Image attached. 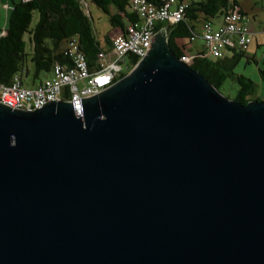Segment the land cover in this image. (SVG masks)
<instances>
[{
	"label": "water",
	"instance_id": "obj_1",
	"mask_svg": "<svg viewBox=\"0 0 264 264\" xmlns=\"http://www.w3.org/2000/svg\"><path fill=\"white\" fill-rule=\"evenodd\" d=\"M0 264H264V100L223 96L162 30L97 96L0 103Z\"/></svg>",
	"mask_w": 264,
	"mask_h": 264
},
{
	"label": "trees",
	"instance_id": "obj_2",
	"mask_svg": "<svg viewBox=\"0 0 264 264\" xmlns=\"http://www.w3.org/2000/svg\"><path fill=\"white\" fill-rule=\"evenodd\" d=\"M87 0H0V6L10 4L14 10H8L6 27L0 28V85L9 86L13 77L22 73L24 78L31 77V84H36L40 73H50L54 64L68 63L63 54L62 43L77 38L80 50L85 54L90 65L95 62L98 52L102 49L95 39L91 24L86 15L84 4ZM99 7L110 18L113 28L122 32L126 27L138 20V15L130 10L131 0H88ZM159 4V0H148ZM233 4L234 0H189L184 21L168 25L158 24L156 33L166 30L170 47L177 58L188 53V43L194 38L192 22L204 18L210 21L223 13ZM38 19L34 25V18ZM125 22L127 26H125ZM256 61L246 52H234L231 56L211 60L205 57V51L198 52L190 67L206 78L219 91L227 80L239 87L235 102L244 106L257 100L256 84L244 75L236 73L242 61ZM182 60V59H181ZM138 60L133 59L136 65ZM122 75L118 80L124 78ZM259 77L264 84V67L259 68ZM28 82L27 80H25Z\"/></svg>",
	"mask_w": 264,
	"mask_h": 264
},
{
	"label": "built area",
	"instance_id": "obj_3",
	"mask_svg": "<svg viewBox=\"0 0 264 264\" xmlns=\"http://www.w3.org/2000/svg\"><path fill=\"white\" fill-rule=\"evenodd\" d=\"M28 1V0H19ZM189 2L181 0H159L154 4L148 0H131L130 10L138 20L129 24L125 31L110 36L109 50L98 52L90 65L80 50L77 38L65 41L62 51L68 63L54 64L52 78L29 88L22 73L16 74L9 86L0 85V103L28 113L43 109L50 103H77L99 95L111 88L118 79L134 68L152 47L158 24H178L185 20ZM6 11L14 10L10 4ZM244 12L239 4H233L222 15V24L217 28L211 21L201 25L205 57L211 60L231 56L234 52H246L253 39V32L242 20ZM196 54L186 53L182 62L192 64ZM136 58L138 63L133 64ZM127 75V74H126ZM28 81V80H27Z\"/></svg>",
	"mask_w": 264,
	"mask_h": 264
},
{
	"label": "rangeland",
	"instance_id": "obj_4",
	"mask_svg": "<svg viewBox=\"0 0 264 264\" xmlns=\"http://www.w3.org/2000/svg\"><path fill=\"white\" fill-rule=\"evenodd\" d=\"M244 4L245 11L247 12V19H252V22L256 28L264 26V0H240ZM6 2V0H5ZM87 3L84 4V8L86 11V15L89 19V22L92 27L93 35L96 40L100 42V45L103 50H109L110 46L107 43V38L109 33L112 31L113 27L111 25L110 18L107 14H105L99 7L94 4H91L88 0ZM10 4H12V0H10ZM8 17V11L4 8L3 5L0 6V28L4 29L6 27ZM37 15L34 18V25L37 22ZM213 23L214 27L217 28L218 25L222 21V15H219L216 18L210 19ZM202 20L199 19L196 22H192L194 26V38L192 39L191 44L193 47L197 49V51L203 52L205 51L204 41L202 39V30H201ZM259 41L261 43L264 42L262 37H259ZM186 43L190 42V40H186ZM62 47H65V43H62ZM255 53V54H254ZM248 56L256 57V61H251L249 64L246 63V59L243 58L240 64L236 68V73L240 75H244L245 77L251 79L257 86L256 89V98H260L264 100V84L261 82L259 77V68L264 67V44L257 48L255 42H253L248 51L246 52ZM133 68L131 67L130 71H126V74H129ZM53 74L50 73H40L36 84H31V77L27 78L28 87L33 88L37 86L40 82L52 78ZM238 85L231 80H227L220 92L226 98L233 100L238 93Z\"/></svg>",
	"mask_w": 264,
	"mask_h": 264
},
{
	"label": "crops",
	"instance_id": "obj_5",
	"mask_svg": "<svg viewBox=\"0 0 264 264\" xmlns=\"http://www.w3.org/2000/svg\"><path fill=\"white\" fill-rule=\"evenodd\" d=\"M181 1H185V2H189V0H181ZM234 1H236V3H238L239 5H240V7L242 8V10H243V12H244V17H243V20H242V23L245 25V24H247V25H249V27L251 28V31L253 32V39H252V43L253 42H255V44H256V47L257 48H259V47H261L263 44H264V42L263 43H261L260 41H259V37H262L263 39H264V26L263 27H258V28H256L255 26H254V24H253V22H252V19H250V18H248L247 19V12L245 11V8H244V4H243V2L242 1H240V0H234ZM201 20H202V23H203V21L205 20L204 18H200ZM222 24V21H221V23L218 25V26H220ZM202 25V24H201ZM125 26H127V23L125 22ZM121 32V30L119 29V28H113L112 29V31L109 33V36H108V38H107V43H108V45H109V39H110V36L111 35H114V34H118V33H120ZM192 42V41H191ZM191 42H189L188 43V46H187V50H189L188 52H191V54H196V53H198V52H200V51H197V49L195 48V47H193V45L191 44ZM251 43V44H252ZM250 44V45H251ZM248 49H249V47H248ZM248 49H247V51H248ZM246 51V52H247ZM255 54V53H254ZM251 57V56H250ZM255 60H256V57H255V55L254 56H252Z\"/></svg>",
	"mask_w": 264,
	"mask_h": 264
},
{
	"label": "bare ground",
	"instance_id": "obj_6",
	"mask_svg": "<svg viewBox=\"0 0 264 264\" xmlns=\"http://www.w3.org/2000/svg\"><path fill=\"white\" fill-rule=\"evenodd\" d=\"M150 51V50H149ZM149 53V52H148ZM148 53H145V56H143V58L142 59H144L147 55H148ZM180 61L182 62V60L180 59ZM119 81V80H118ZM83 101H85V100H80L78 103H81V102H83ZM73 104H77V103H73ZM32 113V112H31Z\"/></svg>",
	"mask_w": 264,
	"mask_h": 264
}]
</instances>
